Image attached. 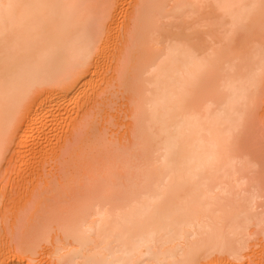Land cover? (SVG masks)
Instances as JSON below:
<instances>
[{
	"label": "bare ground",
	"instance_id": "1",
	"mask_svg": "<svg viewBox=\"0 0 264 264\" xmlns=\"http://www.w3.org/2000/svg\"><path fill=\"white\" fill-rule=\"evenodd\" d=\"M124 5L113 0L100 13L93 0H0V162L11 141L20 155L41 157L55 123L70 113H61L60 98L81 93L89 103L95 96L88 85L102 72L99 59L109 47L102 38L120 35ZM134 5L123 31L125 52L119 68L116 60L112 67L118 74L109 72L119 78L115 84L104 79L115 94L119 85L128 95L139 89L134 98L124 95L135 117L127 116L132 130L113 114L133 139L126 148H111L106 162L96 159L94 171L88 166L82 192L46 193L39 216L29 201L13 242L5 238L9 257L0 264H250L248 240L264 241V162L240 146L264 82V0ZM75 114L77 122L82 116ZM38 195L39 208L44 192ZM44 243L49 247L38 252Z\"/></svg>",
	"mask_w": 264,
	"mask_h": 264
},
{
	"label": "rangeland",
	"instance_id": "2",
	"mask_svg": "<svg viewBox=\"0 0 264 264\" xmlns=\"http://www.w3.org/2000/svg\"><path fill=\"white\" fill-rule=\"evenodd\" d=\"M94 2H96V4H97V6H98V9H100V13H101V11H103L104 9H106V6H104V4L105 5H107V3H108V5L111 3V1H113V0H106V1H102V0H93ZM98 1V2H97ZM109 1H110V3H109ZM128 1V2H127ZM137 1V0H136ZM127 2V3H126ZM134 3H135V0H125V5H124V9H123V13H121L122 15H124V16H121V14H120V17H122V18H120L121 20H119V25L121 24V26H119L118 28H116V30H118V32H119V34L121 35H117L116 33V35H117V37H119L118 39H119V42H121V48H123V50H122V53H121V50H120V52H118L119 50V48L118 47H116V45H118V39H117V37H116V35L113 33V34H111L110 35V39L108 38V37H106V35H103V37L105 38L106 37V39H103L102 38V40H103V42H105L106 40V42L104 43V44H107L109 47V49L107 48V45H104L105 46V51H104V57H103V54H102V56L100 57L102 60H100L99 59V61H100V68H101V71L102 72H100V69H98L99 71V73H100V75L98 74V73H96V75H94L91 79V86H90V84L88 85V88L90 87H92L90 90L93 92V90L92 89H94L95 90V96L93 95V93L91 92V94H92V96H94L95 97V100L97 99V101H98V98H99V101L97 102H94V100H93V98H91V100H92V104L93 103H96V104H98V105H93V107H91V105L90 106H88V104H91V100L89 101V103H87L88 101H86L87 99L85 98H83V96L81 95L80 96V94L78 95V94H76L75 96L73 95V94H70L69 96L67 95V97H63V99H62V97L60 98V101H62V102H64V103H62L61 102V106H62V109H61V107L59 108L60 109V111H61V113L62 114H64L62 111H64V109H65V111L67 110L68 112H70V113H68V115L66 114V116L64 115L63 117L65 118V120H64V118L62 117V118H60L59 120H58V124L57 123H55V126H54V130H53V135L51 134V136H50V138L51 139H49V141L47 142V143H45V145L46 144H48L50 141H51V143H49V147H48V145H46L44 148L46 149V150H44L46 153H47V157L46 158H44L43 156L45 155V154H43L44 153V151H42L43 153H40V155H41V157L39 156V154H38V156H35V155H37V154H35V155H33V156H35V157H32V156H30L29 155V157L27 156H25V155H20L19 153H17L15 150H14V148H15V145H16V141L14 142V141H11L10 143H7V144H5V145H3L2 146V148H4L2 151H3V156H2V161L0 162V248H3V244L5 245V247L3 248V249H1V251L3 252V254H1V252H0V257H3L4 255L6 256H4L5 257V260H2V261H4V262H6V260H7V254H9V250H8V248H7V242H8V240L10 239V242L12 241L13 242V237H12V235H14V230L16 229L17 231H18V228L15 226V224L18 222L19 223V221H18V217H19V219H20V217H22V212H23V210H27V206H28V204H30V202L29 201H31L33 204V206L35 207V205H36V203H34L33 201L34 200H36L37 198L35 197L36 195H38V192H39V194H43V192H44V195L41 197V200H42V204H40L39 205V208H38V206L37 207H31L32 209V213L34 214V215H40V213L41 212H39V210L40 209H42L43 208V205H45V200H46V198L49 196V195H51V196H49V197H52V195H56L58 192L59 193H61L62 191H67L68 193H69V191L68 190H70V189H74L73 191H75V193H80V192H82V191H78V189H79V185L80 186H82V188L83 189H85L86 187H88V184H87V179H84V176H85V173H87V172H89L90 170H92L95 166H96V164L95 163H97L96 162V159H98V158H100V159H102L103 157V160L106 162V160H105V156H107L108 157V155H110V153L111 154H113V148H118V149H120V148H124V145H125V148H126V145H127V143H128V141H129V139H127V137H126V134L125 133H127V136L128 137H130L129 135V131L127 130V129H129V127H130V129L129 130H132L133 128H131V126H134V124H128V125H130L129 127H127V129L125 128L126 126H128V125H126V123L130 120V121H133L132 120V118H135V117H131V116H129V114L131 113H128L129 112V109H128V111L126 110L127 108H132L131 106H129L128 107V103H127V101L125 100L126 98H125V96H127L128 95V93L125 91V93H124V89H125V87H120V85L119 86H116V88H118V90L116 91V94L118 95V97H117V95L115 94V91L113 90V83L115 84V79H118L119 78V75H115L116 76V78L113 76L114 74H110V73H113V70L116 68H112V67H114L115 66V64H116V62H117V65L116 66H118V68H119V65H118V57L121 55V57H123V53L125 52V50H124V48H125V41L123 42V40L124 39H122L124 36H126L125 34H124V32H125V30L124 29H126V24H128V26H129V24H130V22H129V15H130V13L133 15V13H132V10H133V8H134ZM102 6H101V5ZM105 7V8H102V10H101V7ZM128 6H131L132 7V10H131V7H128ZM129 12H128V11ZM130 10H131V12H130ZM127 12H128V14H127ZM134 12V11H133ZM135 13V12H134ZM127 14V15H126ZM131 15V16H132ZM131 18V17H130ZM129 22V23H128ZM127 26V27H128ZM124 31V32H123ZM117 32V33H118ZM264 34V33H263ZM115 35V36H114ZM113 37H116L115 38V40L113 39ZM121 37V38H120ZM125 38V37H124ZM113 39V40H112ZM101 40V41H102ZM105 40V41H104ZM108 41H109V44H108ZM115 44V42H116V44L114 45V44H112V42ZM123 43H124V45H123ZM120 44V43H119ZM114 45V46H113ZM112 46V47H111ZM124 46V47H123ZM113 48V50H111ZM115 48V49H114ZM120 48V49H121ZM124 51V52H123ZM117 54H116V53ZM107 53V54H106ZM112 55V57H111V55ZM121 53V54H120ZM118 55V56H117ZM108 56V57H107ZM107 57V58H106ZM117 57V58H116ZM120 57V58H121ZM116 58V59H115ZM119 58V59H120ZM122 59V58H121ZM120 59V60H121ZM107 62H106V61ZM110 60V61H109ZM115 60H116V62H115ZM106 63V65L104 64V63ZM105 65V66H104ZM103 69V70H102ZM107 69V70H106ZM116 71H117V68L115 69ZM114 70V71H115ZM104 71V72H103ZM106 71V72H105ZM116 71H115V73H116ZM108 72V73H107ZM110 72V73H109ZM103 73V74H102ZM133 74H131V76H132V78H133V75L135 76V74L136 73H134V72H132ZM116 74H118V72L116 73ZM110 77H109V76ZM104 76V77H103ZM96 77V78H95ZM99 77V78H98ZM101 77H103L102 79V82L101 83H99V81H101ZM113 78V79H112ZM97 79H98V82H97ZM104 79H108V81H112L110 84H109V82L107 83V81L106 80H104ZM95 80V81H94ZM89 82V81H88ZM117 82H118V80H117ZM90 83V82H89ZM95 83V84H94ZM120 83V82H119ZM103 84V85H102ZM111 85V86H110ZM117 85H118V83H117ZM98 87V89H97V87ZM102 87L100 90V93H98V90H99V87ZM106 86H110L109 88L108 87H106ZM122 86V85H121ZM112 87V88H111ZM115 87V86H114ZM97 89V92H96V89ZM122 88V89H121ZM105 90L106 89V91L108 90V91H110V93L108 92H106V91H103V90ZM112 90H113V93H114V95L112 96ZM103 91V92H102ZM120 91H122L123 92V94H122V92H120ZM136 91L138 92L139 91V89H136L135 90V94L132 92H130L129 94L130 95H128V96H131V94H134L133 95V98H134V96L136 97V96H138V94H139V92H138V94H136ZM119 94H118V93ZM262 92H264V82H263V85L261 86V90H260V93H259V95H261L260 97H259V100H257L258 102H260V103H258V102H256L257 104H256V106H254L253 107V109H252V111H251V117H250V119H251V121L249 122L250 124H249V126L247 127L248 129L247 130H250V132H248L247 131V133H246V131H244V134H241V136H240V139H241V137H246V138H242V140L243 141H240V143L243 145H241L240 144V146H241V148H242V150L244 151V152H247V151H245L244 149H246L247 148V146H244V145H248V149H246V150H248V153H250V154H252L253 155V158H257L256 160H261V161H263L264 162V95H263V93ZM105 93H107V94H105ZM72 95H73V97H72ZM125 95V96H124ZM71 97V98H70ZM76 97V98H75ZM105 97H107V98H105ZM262 97V98H261ZM69 98V99H68ZM110 98V99H109ZM125 98V99H124ZM128 98V97H127ZM131 98V97H130ZM260 98H261V101H260ZM71 99V100H70ZM84 99V100H83ZM137 99V98H136ZM64 100V101H63ZM75 100V101H74ZM85 101V102H83V101ZM101 100V101H100ZM107 100V101H106ZM131 100H132V98H131ZM84 103H82V102ZM129 101H130V99H129ZM128 101V102H129ZM70 102V103H69ZM101 102H103V103H101ZM86 103H87V106H86ZM125 105H124V104ZM131 103H132V101H130L129 102V105H131ZM63 104H65V105H63ZM69 104V105H68ZM104 104V105H103ZM112 104V105H111ZM115 104V105H114ZM119 104V105H118ZM81 105H82V108H81ZM106 105V106H105ZM122 105V106H121ZM134 105V104H133ZM71 106V107H70ZM84 106H85V108H84ZM98 106V107H97ZM121 106V107H120ZM125 106L127 107V108H125ZM79 107H80V110H79ZM86 107H87V109H88V111H89V115H87L88 114V111H86L87 112V114H86V116H87V118L84 116V111H85V109H86ZM122 107H123V110L125 109L127 112H125V110L124 111H122ZM98 108V109H97ZM134 108V107H133ZM84 109V110H83ZM108 109H109V111H108ZM262 109V110H261ZM83 110V111H82ZM103 110V111H102ZM119 110V111H118ZM130 110H132V109H130ZM134 110V109H133ZM59 111V112H60ZM64 111V112H65ZM74 111V112H73ZM78 111V112H77ZM80 111V112H79ZM93 111V112H92ZM92 112V113H91ZM125 112V113H127V115L126 114H123V113ZM133 112V111H132ZM253 112V113H252ZM66 113V112H65ZM75 113H77L78 115H81L82 117V119L81 118H79L78 117V115H77V117L79 118V123H78V121L76 122V120L74 119V118H76V114ZM81 113V114H80ZM82 113H83V115H82ZM117 113H118V116L120 117L121 116V118H118L119 120H120V122H121V120H122V122L121 123H123V124H125L124 126L123 125H121V123H118V119H116V115H117ZM112 115V117H111V115ZM113 114L115 115L114 117H113ZM91 115V116H90ZM123 115H125V116H123ZM108 116H110L112 119H110ZM117 116V117H118ZM123 116V117H122ZM127 116H129L128 118H129V120H128V118H127ZM132 116H133V114H132ZM256 118H254V117ZM83 117H85V119L83 118ZM89 117H90V119H89ZM130 117H131V119H130ZM77 118V119H78ZM92 118V119H91ZM123 118H124V120H126V121H124L123 120ZM62 119V120H61ZM60 120L62 121L61 123H60ZM67 120V121H66ZM73 120V121H72ZM84 122H82V121ZM86 122H85V121ZM90 120V121H89ZM107 120V121H106ZM118 120V121H117ZM253 120L255 121V124H254V122H253ZM81 121V122H80ZM92 121V122H91ZM95 121V122H94ZM112 121V122H111ZM116 121H117V123H116ZM125 123H124V122ZM73 122H74V124H73ZM76 122V123H75ZM88 122V123H87ZM135 123H136V120L134 121ZM66 123V124H65ZM78 123V124H77ZM87 125H86V124ZM133 123V122H132ZM61 126H60V125ZM84 124L86 125V126H84ZM117 124V125H116ZM120 124V125H119ZM73 125H75L74 127H73ZM80 125V126H79ZM83 125V126H82ZM94 127H93V126ZM136 125V124H135ZM254 125V126H253ZM106 126V127H105ZM66 127V128H65ZM72 127L74 128V129H72ZM93 127V128H92ZM103 127H105V128H103ZM82 128V129H81ZM109 128V129H108ZM135 128V127H134ZM252 128V129H251ZM75 129L77 130V131H75ZM125 129L127 130V131H125ZM56 130V131H55ZM66 130V131H65ZM107 130V131H106ZM114 132H113V131ZM136 130V128L134 129V131ZM79 131V132H78ZM85 131V132H84ZM134 131H133V134H134ZM255 133H254V132ZM91 132V133H90ZM137 132V131H136ZM75 133H77L76 135H75ZM81 135H80V134ZM85 133V134H84ZM90 133V134H89ZM131 134H132V132H130ZM65 135H66V137H65ZM80 135V136H79ZM90 137H89V136ZM91 135H93V137L91 136ZM136 135V134H135ZM244 135V136H243ZM246 135V136H245ZM76 136H78V138H80L79 140H78V138L76 137ZM116 136V137H115ZM132 136V135H131ZM249 136V137H248ZM71 137V138H70ZM77 139H76V138ZM82 137V138H81ZM84 137V138H83ZM253 137V138H252ZM69 138V139H68ZM73 138V139H72ZM252 138V139H251ZM68 139V140H67ZM74 139H76L77 140V142L74 140ZM109 141H108V140ZM131 139H133L132 137H131ZM130 139V140H131ZM136 139V138H135ZM134 139V140H135ZM72 142H71V141ZM133 140V141H134ZM244 140H245V144H244ZM249 140V142H247ZM56 141V142H55ZM58 141V142H57ZM66 141H67V143L69 142L70 143V145L69 144H65L66 143ZM73 141H75V142H73ZM98 141V142H97ZM108 141V142H107ZM250 141H251V143H250ZM29 142H32V141H29ZM65 142V143H64ZM80 142V143H79ZM97 142V143H96ZM101 142V143H100ZM104 142V143H103ZM120 142V143H119ZM124 143V144H123ZM94 144V145H93ZM104 144V145H103ZM252 144V145H251ZM52 145V146H51ZM70 146L69 148L70 149H66V148H68V147H65V146ZM101 145L105 148V145H106V148H105V150L101 147ZM94 146H96V147H94ZM109 146H110V148H109ZM129 146V145H128ZM71 147H72V149H71ZM86 147V148H85ZM93 147V148H92ZM100 147V148H99ZM246 147V148H245ZM252 147V148H251ZM53 148V149H52ZM96 148H97V151H96ZM112 148V149H111ZM244 148V149H243ZM250 148V149H249ZM63 151H61V150ZM94 149V150H93ZM112 150V151H110V150ZM252 149V150H251ZM67 150V152H65ZM69 150V151H68ZM70 150H71V152H70ZM103 150V151H102ZM108 150L110 151L109 153H108ZM251 152H250V151ZM16 152V153H15ZM55 152V153H54ZM115 152H116V150H115ZM67 153V154H66ZM69 153V154H68ZM101 153H102V155H101ZM42 154H43V156H42ZM118 154H119V152H118ZM4 155H6V156H4ZM17 155H19V156H17ZM50 155L52 156V157H50ZM65 155H67V157L65 158L64 156ZM69 155V156H68ZM72 155V156H71ZM115 155H117V153H114V156ZM17 156V157H16ZM48 156H49V158H48ZM71 156V157H70ZM111 157H112V155H110ZM110 156H109V159H111L110 158ZM5 157V158H4ZM22 157V158H21ZM26 157V158H25ZM116 157H118V156H116ZM17 158V159H16ZM29 158V159H28ZM34 159V160H32V159ZM57 158V159H56ZM26 159V160H25ZM28 159V160H27ZM31 159V160H30ZM39 159V160H38ZM45 159V160H44ZM76 159V160H75ZM116 159V158H115ZM21 160V161H20ZM22 160H23V162H22ZM66 160V161H65ZM83 160V161H82ZM31 163H30V162ZM33 161H35V162H33ZM58 161V162H57ZM68 161V162H67ZM72 161H73V163H72ZM100 161V160H99ZM99 161H98V163H99ZM110 162H114L113 161V158H112V160H109ZM108 161V162H109ZM67 162V163H66ZM101 162H103V161H101ZM100 162V163H101ZM104 162V163H105ZM28 163V164H27ZM31 164V166H30V164ZM37 163H38V165H37ZM57 163V164H56ZM93 163V165L94 166H92L91 164ZM8 164V165H7ZM33 164H35V165H33ZM40 164V165H39ZM43 164V165H42ZM49 164V165H48ZM82 164V165H81ZM103 164V163H102ZM262 164H264V163H262ZM37 165V166H36ZM45 165V166H44ZM53 165V166H52ZM90 165H91V167H90ZM24 166H25V168H24ZM55 166H57L56 168H55ZM61 166V167H60ZM68 166V167H67ZM88 166L90 167V170H88L87 171V168H88ZM21 167V168H20ZM29 167V168H28ZM63 167V168H62ZM65 167H67V168H65ZM263 167V166H262ZM27 168V169H26ZM31 168H32V170H31ZM38 168V169H37ZM72 168V169H71ZM18 169H19V171H18ZM53 169V170H52ZM59 169H61V170H59ZM36 170V171H35ZM69 170H71V171H69ZM29 171V172H28ZM34 171V172H33ZM87 171V172H86ZM93 171H94V169H93ZM20 172V173H19ZM28 174H27V173ZM32 172V173H31ZM54 172V173H53ZM57 172V173H56ZM69 172V173H68ZM263 172H264V167H263ZM262 172V173H263ZM34 173V174H33ZM65 173V174H64ZM18 174V175H17ZM23 174L25 175V176H23ZM57 174L59 175V176H57ZM17 175V176H16ZM34 175V176H33ZM70 175V176H69ZM72 175V176H71ZM84 175V176H83ZM66 176V177H65ZM15 177V178H14ZM22 177V178H21ZM54 177V178H53ZM68 177V178H67ZM77 177V178H76ZM81 177V178H80ZM83 177V178H82ZM262 177H264V175H262ZM17 178V179H16ZM25 178V180L26 181H24L23 179ZM56 178H58V179H56ZM64 178V179H63ZM85 178H87V177H85ZM19 179V180H18ZM21 179H22V181H21ZM27 179H28V181H27ZM35 179V180H34ZM82 181H81V180ZM264 179V178H263ZM73 180V181H72ZM81 181V182H78V181ZM86 180V181H85ZM125 180V178L122 180V181H124ZM16 181V182H15ZM20 181V182H19ZM36 181V182H35ZM65 181V182H64ZM67 181V182H66ZM69 181H72V182H70L69 184H68V182ZM76 181V182H75ZM83 181H85V182H83ZM23 183V184H20V183ZM48 182V183H47ZM60 182V183H59ZM78 182V183H77ZM19 185H18V184ZM61 184V185H60ZM74 184V185H73ZM34 185H35V187H34ZM72 185V186H71ZM65 186V187H64ZM49 190H48V189ZM36 189V190H35ZM46 189H47V191H50V192H47L46 191ZM76 189V190H75ZM83 189H80V190H83ZM41 190V191H40ZM46 191V192H45ZM73 191L71 190V192L69 193V194H72L73 193ZM78 191V192H77ZM41 192V193H40ZM56 192V193H55ZM67 192H64L65 194L67 193ZM19 193V194H18ZM37 193V194H36ZM46 193H48L49 195H47ZM58 193V194H59ZM31 194V195H30ZM74 194V193H73ZM6 195V196H5ZM60 195V194H59ZM63 195V193L61 194V196ZM76 195H78V194H76ZM75 195V196H76ZM39 196V195H38ZM47 196V197H46ZM65 196V195H64ZM73 196V195H72ZM5 197V198H4ZM39 197V198H40ZM48 197V198H49ZM71 197V196H70ZM45 200H44V199ZM65 198V197H64ZM2 199V200H1ZM34 199V200H33ZM24 200V201H23ZM12 201V202H11ZM29 202V203H28ZM26 203V204H25ZM27 205V206H26ZM30 206V205H29ZM25 207H26V209H25ZM21 209H22V211H21ZM35 209V211H33ZM21 211V212H20ZM36 211H38V212H36ZM34 212H36V213H34ZM20 214H21V216H20ZM13 215V216H12ZM16 218V219H15ZM35 218H37V217H35ZM14 224V225H13ZM20 224V223H19ZM10 226V227H9ZM12 226L14 227V228H12ZM13 229V232L12 231H10V230H12ZM254 228V226L252 227V229ZM6 231V232H5ZM16 231V232H17ZM5 232V233H4ZM13 234H12V233ZM9 233H10V235H9ZM10 236V237H9ZM7 239V242L5 243V241H6V239ZM11 238H12V240H11ZM255 239V238H254ZM253 238H251V240H248L249 242H251V246H250V248L251 249H254V250H251V249H248L247 250V253H249V259H250V264H264V251H262V250H264V241L261 239V238H256L255 240H254ZM2 240V241H1ZM253 241H255V242H253ZM260 242V243H259ZM253 243H257L256 245L257 246H252L253 245ZM45 245L46 246V243H44V244H41L40 245V249H38V252L39 251H41V253L43 252L44 253V251H45V249H47L48 247H49V245H47L48 247H45L44 246V251H42V249H43V246ZM261 245V246H260ZM5 248H7V249H5ZM42 248V249H41ZM5 250V251H4ZM8 250V251H7ZM7 251V253H5ZM255 251V254L254 253H252V252H254ZM260 252V253H259ZM258 253V254H257ZM254 254V255H253ZM263 256V257H261V256ZM9 257V256H8ZM252 257H254V258H252ZM1 259L2 258H0V263H2L1 262ZM261 260V261H260ZM233 261V260H232ZM260 261V262H259ZM234 262H236L235 260H234ZM235 264H237V263H235ZM239 264V263H238ZM241 264H246V262H244V263H241Z\"/></svg>",
	"mask_w": 264,
	"mask_h": 264
}]
</instances>
